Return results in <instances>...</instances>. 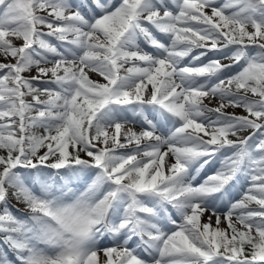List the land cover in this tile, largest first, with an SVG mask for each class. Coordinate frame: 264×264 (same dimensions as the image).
<instances>
[{"label": "snow or ice", "instance_id": "obj_1", "mask_svg": "<svg viewBox=\"0 0 264 264\" xmlns=\"http://www.w3.org/2000/svg\"><path fill=\"white\" fill-rule=\"evenodd\" d=\"M0 264H264V0H0Z\"/></svg>", "mask_w": 264, "mask_h": 264}]
</instances>
